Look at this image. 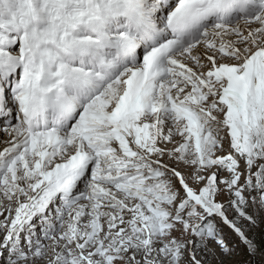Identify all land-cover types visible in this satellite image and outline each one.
<instances>
[{"label": "snow or ice", "instance_id": "obj_1", "mask_svg": "<svg viewBox=\"0 0 264 264\" xmlns=\"http://www.w3.org/2000/svg\"><path fill=\"white\" fill-rule=\"evenodd\" d=\"M0 264H264V0H0Z\"/></svg>", "mask_w": 264, "mask_h": 264}, {"label": "rangeland", "instance_id": "obj_2", "mask_svg": "<svg viewBox=\"0 0 264 264\" xmlns=\"http://www.w3.org/2000/svg\"><path fill=\"white\" fill-rule=\"evenodd\" d=\"M234 259L238 260V261H243V260L247 259V257L244 256L243 252H241V254L236 256V257H234Z\"/></svg>", "mask_w": 264, "mask_h": 264}]
</instances>
